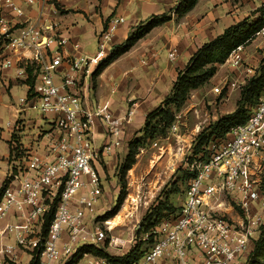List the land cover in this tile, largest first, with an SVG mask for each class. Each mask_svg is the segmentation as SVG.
Masks as SVG:
<instances>
[{
    "label": "built area",
    "instance_id": "1",
    "mask_svg": "<svg viewBox=\"0 0 264 264\" xmlns=\"http://www.w3.org/2000/svg\"><path fill=\"white\" fill-rule=\"evenodd\" d=\"M0 1L15 17H24V10L14 0ZM20 2L34 6L48 0ZM123 22L118 18L109 21L97 36L93 56L67 60L69 70L58 86L55 79L64 62L60 50L69 40L55 33L52 24L17 27L13 19L0 15V49L7 55L3 65L11 67L13 58H19L27 68L36 67L30 96L38 101L40 114L55 116L52 124L56 129L55 135L40 134L50 139L43 154L12 144L9 185L0 199V264L19 259L17 246L37 247L40 241L29 242L28 238L38 233L53 210V220L40 243L39 264H71L82 247L98 248L105 243L107 231L97 227L93 217L102 183L94 165L103 154L122 147L136 110L131 103L123 116L116 117L103 105L85 109L78 79H93L96 69L111 54L114 34ZM257 39L264 41V29L256 34ZM245 48L234 50L224 66L239 70ZM27 51L32 53L33 63L24 61ZM177 57L175 48L168 53L171 62ZM141 65L148 62L144 60ZM246 72L248 78L254 70L248 67ZM239 85L237 80H224L213 91L222 94L223 89L233 91ZM95 121L106 139L102 149L94 142ZM7 126L15 132L20 130L19 124ZM210 151L207 162L192 165L190 171L195 177L176 216L159 224L143 256L128 264H247L253 241L264 227L260 208L264 207V92L246 123L232 128L225 140L212 144ZM228 205L238 210L236 219L227 217ZM84 257L86 264H111L106 259Z\"/></svg>",
    "mask_w": 264,
    "mask_h": 264
},
{
    "label": "crops",
    "instance_id": "2",
    "mask_svg": "<svg viewBox=\"0 0 264 264\" xmlns=\"http://www.w3.org/2000/svg\"><path fill=\"white\" fill-rule=\"evenodd\" d=\"M14 1L24 10V17H15L1 1L0 15L6 19H13L18 24L17 27L25 24L43 28L52 24L56 28L55 33L69 40V43L60 50L64 62L59 69V76L55 79L58 86L62 85V75L69 70L67 60L93 56L96 53L97 36L111 19L118 18L124 21L114 34L111 44L113 50L122 46L138 25L152 16L169 14L179 2V0H56L59 6L57 9L53 3L25 6L20 0ZM199 3L185 17L172 18L170 22L155 28L140 40L131 52L113 62L97 77L93 76L91 81L84 76L78 79L80 80L78 93L83 99V107L87 110L99 104L106 106L114 116L121 117L131 103L135 105V119L125 131L122 147L113 153L103 154L100 162L94 165L101 179L105 175L102 164L112 166L117 162L118 155L126 151L124 148L126 142L131 140L130 134L139 131L147 114L157 109L170 94L178 73L185 69L197 50L234 25L230 24L223 28L220 22L215 23V19L190 24L189 16ZM217 31V34H213ZM75 46L78 48L75 49ZM174 48L178 50V57L176 61L171 62L168 53ZM6 56L0 49V188L9 179L13 143L27 152L43 154L50 139L47 140L40 134H56L52 124L55 116L40 114L37 109L38 101L30 96L27 67L19 62V58H13L12 66L5 67L3 61ZM23 56L26 63H33L31 52H24ZM244 58L245 55L243 60ZM144 60L148 62L147 66L141 65ZM21 99H25L26 102L21 104ZM5 120L7 122L3 124ZM7 123L19 124L20 130L15 132ZM95 123L94 142L97 148L102 149L106 139L101 126L97 121ZM18 256L21 261L19 254Z\"/></svg>",
    "mask_w": 264,
    "mask_h": 264
},
{
    "label": "rangeland",
    "instance_id": "3",
    "mask_svg": "<svg viewBox=\"0 0 264 264\" xmlns=\"http://www.w3.org/2000/svg\"><path fill=\"white\" fill-rule=\"evenodd\" d=\"M50 3L51 0H48L46 5ZM261 7H264V0H201L196 10L190 14L189 21L190 24H194L215 19V23L220 22L224 28V26L236 24L245 18L255 19L254 13ZM170 13L172 18L177 19L172 12ZM217 33L218 31L213 34ZM244 55L243 65L239 70H232L226 66L219 68L216 76L206 86L191 94L181 111L176 112V121L166 136H157L153 140H148L139 149L136 163L127 173L125 179L126 197L117 215L112 219L105 217L118 206L121 185L117 168L128 154L129 142H126V148H124L126 151L118 155L114 165L105 166L102 162L105 175L101 179V193L94 205L93 217L96 226L107 231V238L103 245L96 247L97 249L113 259L125 257L140 243H142L140 250L144 251L147 244H143V229L148 225V223L144 224L145 219L160 204H166L175 210L182 207L187 191V170L192 167L190 160L195 151L197 138L201 133L208 131L209 127L221 117L236 110L241 90L250 79V77L247 78L246 70L248 67L252 68L253 76L255 73H260L264 67V41L262 39L253 40L245 48ZM232 79L239 82L240 85L237 89L233 91L223 89L222 94L214 93V88L219 87L222 81ZM6 122L5 120L3 124ZM139 131L130 134V141L143 136L139 134ZM2 189L3 186L0 191ZM260 208L264 213V207ZM227 209V217L236 219L239 215L238 210L230 205L227 206ZM117 217L122 218V221L119 226L111 229L110 222ZM44 231V226H39L38 233L28 238L29 242L40 241L36 248L30 245L26 248L17 246V253L20 255L21 261L18 259L11 264H31L33 256L41 247ZM258 237L259 235L256 236L253 244ZM85 255L89 259L99 258L90 254ZM85 255L78 258L75 264H86Z\"/></svg>",
    "mask_w": 264,
    "mask_h": 264
},
{
    "label": "trees",
    "instance_id": "4",
    "mask_svg": "<svg viewBox=\"0 0 264 264\" xmlns=\"http://www.w3.org/2000/svg\"><path fill=\"white\" fill-rule=\"evenodd\" d=\"M199 1L200 0H179L177 7L174 8L172 13L177 19L185 17L197 6ZM51 3H53L57 9L59 8L56 0H51ZM254 15L256 17L255 19L245 18L239 21L228 27L214 40L200 47L192 56L185 69L178 73L170 94L157 109L147 114L144 125L139 131V134L143 136L129 142L128 154L117 168L121 185L120 197L118 206L107 214L105 217L106 219L114 218L123 204L127 192L125 179L127 173L136 163V155L139 149L144 146L148 140H153L157 136H166L176 121V112L178 113L181 111L191 94L206 86L216 76L219 68L225 65L234 50L240 46L247 47L254 40L256 34L264 29V7L259 8ZM171 19V13L161 16H152L147 21L138 25L122 46L112 50L109 57L96 69L94 77L100 75L103 70L109 67L113 62L131 51L140 40L144 39L155 28L170 22ZM34 68H27L30 94L35 82V76L33 75ZM263 92L264 67L260 73H255V75L251 76L243 86L236 110L213 123L208 131H206L208 133L203 132L198 136L190 164L193 165L195 162L199 161L207 162L211 155L210 147L212 144L225 140L232 128L246 123L253 110L258 106ZM187 177L188 186L190 180L195 177V172L187 170ZM8 185L9 181H5L3 189L0 191V199L4 189ZM53 207H55V205ZM178 211L179 210H175L166 204H160V206L145 219L144 224L148 223V225L144 226L143 232L144 237L148 236V239L144 241L143 244H147V246L152 244L154 239L152 232L154 229L162 222L176 216ZM53 217L54 210L46 218L44 225L45 231L43 234L44 238L46 237V230L53 220ZM154 219L155 222H153ZM141 244L142 243L134 247L125 257L119 259L109 257L106 253L94 246L82 247L71 264H75L76 260L82 258L85 254L106 259L111 264L132 263L138 261L145 253L146 249L144 251L140 250ZM39 255L40 250L33 256L31 264H39ZM247 264H264V227L261 229L258 239L253 244L247 259Z\"/></svg>",
    "mask_w": 264,
    "mask_h": 264
},
{
    "label": "bare ground",
    "instance_id": "5",
    "mask_svg": "<svg viewBox=\"0 0 264 264\" xmlns=\"http://www.w3.org/2000/svg\"><path fill=\"white\" fill-rule=\"evenodd\" d=\"M121 221H122V218H116V219H114V220H112L111 222H110V224H111V229H113V228H115V227H117V226H119L120 225V223H121Z\"/></svg>",
    "mask_w": 264,
    "mask_h": 264
}]
</instances>
